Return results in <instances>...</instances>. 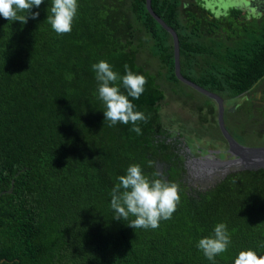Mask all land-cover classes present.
<instances>
[{"label":"trees","instance_id":"1","mask_svg":"<svg viewBox=\"0 0 264 264\" xmlns=\"http://www.w3.org/2000/svg\"><path fill=\"white\" fill-rule=\"evenodd\" d=\"M78 4L72 31L63 35L46 23L51 0L34 7L39 17L27 24L0 16V193L14 181L13 191L0 196V264H213L197 243L218 223L227 224L231 244L214 264H234L248 249L264 255V169L229 175L198 198L179 180L184 167L167 140L175 135L162 112L167 90L190 104L204 127L199 133L189 119L180 124L181 135L197 130L200 140L216 127L220 137L213 142L226 140L216 101L176 76L172 35L146 0ZM151 5L177 32L184 77L228 106L261 85L264 101V19L240 20L237 9L212 18L195 0ZM100 60L121 77L125 64L146 77L141 97H129L148 117L138 122L142 134L131 123L106 121L92 70ZM117 84L127 95L122 81ZM225 125L240 143L264 146L263 104L248 98L226 110ZM157 160L171 164L165 175L180 188L172 218L147 230L115 220L110 192L117 178L131 164L149 179L160 178Z\"/></svg>","mask_w":264,"mask_h":264},{"label":"clouds","instance_id":"2","mask_svg":"<svg viewBox=\"0 0 264 264\" xmlns=\"http://www.w3.org/2000/svg\"><path fill=\"white\" fill-rule=\"evenodd\" d=\"M229 8L243 9L247 0H223ZM44 0H0V16L4 19L27 24L28 19H37L39 12L31 10L39 8ZM207 7V0L201 4ZM78 0H51L46 23L58 35L70 33L78 14ZM125 75L115 72L105 60L92 65L98 85V98L104 103V116L110 121L109 126L117 123L133 127L130 129L138 135L142 134L138 122H147L148 117L142 111H137L129 97L139 99L145 91L146 77L132 71L129 65H124ZM117 81H122L127 95L121 92ZM149 179L139 164H131L125 175L117 178L118 183L110 192V207L115 212V220H127L128 227L133 229H157L162 220H169L180 203V188L177 183L163 178ZM134 217V219H129ZM231 244V235L226 223H218L208 237L200 239L197 248L209 260L226 252ZM234 264H264V255H259L252 249L240 251L234 259Z\"/></svg>","mask_w":264,"mask_h":264},{"label":"water","instance_id":"3","mask_svg":"<svg viewBox=\"0 0 264 264\" xmlns=\"http://www.w3.org/2000/svg\"><path fill=\"white\" fill-rule=\"evenodd\" d=\"M247 3L251 4L252 0H247ZM146 5L153 17L173 37L175 73L178 79L216 101L218 108V125L228 145V155L224 158L218 157V155H215L217 152L213 151L205 155L203 158L195 157L193 160L189 161L187 163L188 176L185 182L189 186L198 188L200 191H208L215 188L229 175L239 172L258 171L264 169V146L245 145L233 137L225 125L224 99L219 94L212 92L183 76L181 72L180 45L177 32L154 12L151 5V0H146ZM207 5V8L210 10L215 6L219 8L222 7L224 9L229 8V6L225 4L223 0H207ZM247 99L248 96H243L241 99L235 102L228 111L233 112L238 105L243 104ZM13 184L14 181H12V187L7 191L1 192L0 196L5 193H11L13 191Z\"/></svg>","mask_w":264,"mask_h":264},{"label":"flooded vegetation","instance_id":"4","mask_svg":"<svg viewBox=\"0 0 264 264\" xmlns=\"http://www.w3.org/2000/svg\"><path fill=\"white\" fill-rule=\"evenodd\" d=\"M195 1H198L200 6L204 2L203 0H195ZM202 8L205 11H209L212 18H220V17L228 16L232 9H237V10H239V13L237 14V18H239L240 20L251 22V21H254L255 19H257L258 21L264 19V0H252V3L251 4L247 3V6L244 7L243 9H238V8L224 9L222 7L219 8L217 6L213 7L211 10L208 9L207 7H202ZM261 86L259 88H257L256 90L255 89L250 90L244 96H248L249 99L251 98L253 100V102H255L257 105H262V104L264 105V101L262 99L263 98L262 97L263 96V94H262L263 88ZM254 97H256V98H254ZM238 100L239 99L233 101L232 104L229 106L226 105L225 100H224L225 111L229 110V108H231V106L235 102H237ZM176 133L177 134L175 136H172V137L168 138L167 140L170 143L173 142V147L176 151H178V154H179V155H177L179 157L178 159L181 160V164L184 167V171L181 173V177L179 180L188 186L187 192L189 193L190 196H194V197L198 198L199 192H201V191L198 188L193 187V186H189L186 182H184L188 176L187 163L189 161L193 160L195 157L203 158L205 155H207L213 151L217 152V154H215V155H218V157H221V158L226 157L228 155L227 154V148H228L227 142L226 143L222 142V144H220V145L217 142H216V144L212 143V146L210 148L202 146L200 143H198L195 146L194 142L191 141V139H189L185 135H181L180 131H177ZM215 146H217V147H215ZM155 167H156L157 172L163 174V176H164L163 178L168 180V175H165V174L167 171H169L171 169V164L157 160Z\"/></svg>","mask_w":264,"mask_h":264},{"label":"rangeland","instance_id":"5","mask_svg":"<svg viewBox=\"0 0 264 264\" xmlns=\"http://www.w3.org/2000/svg\"><path fill=\"white\" fill-rule=\"evenodd\" d=\"M145 55L146 54H141V60L143 62L147 61V58ZM148 66L150 68L152 67V69L154 71L158 69V63L155 60H151V62L149 61ZM185 89H187L189 91L193 90V89L188 88L186 86H185ZM196 94H197V96L203 98L199 93H196ZM192 110L193 109L190 106V104H184L183 99H178L176 95L172 94L169 90H167V97L163 103L162 112L165 115H167V118L169 120V121L167 120L168 121L167 123L170 122V125H172V130H173L174 135L177 134L176 133L177 131H180V132L182 131L180 124L181 123H188L189 119L195 128L197 127L199 130H201V131H199V133L202 134L204 129L202 130L201 128H204V127L202 126V123L199 122V115L197 113L193 112ZM178 118L181 119L180 122L176 121ZM172 121H174V122H172ZM211 123L215 124L214 121H212ZM215 125H217V124H215ZM193 131H194L195 135H198L197 130H193ZM208 133L210 136L208 135ZM195 135L192 134L191 136H188L189 139H191V141L194 142L195 146L198 143H200L202 146L210 148L212 146V143L216 144V142H217L220 145L223 142L222 139H219L218 141H214V142H213V139H211V137L212 138L220 137V133L216 127L208 129V132L204 136H202L203 138H201L200 140H197L195 138ZM253 142H254L253 139H248L243 144L251 145V143H253ZM215 147H217V146H215Z\"/></svg>","mask_w":264,"mask_h":264}]
</instances>
